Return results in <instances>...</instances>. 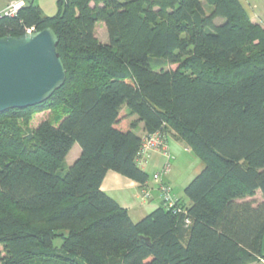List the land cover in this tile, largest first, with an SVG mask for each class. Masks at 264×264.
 Wrapping results in <instances>:
<instances>
[{
    "label": "trees",
    "instance_id": "trees-1",
    "mask_svg": "<svg viewBox=\"0 0 264 264\" xmlns=\"http://www.w3.org/2000/svg\"><path fill=\"white\" fill-rule=\"evenodd\" d=\"M48 28L64 86L0 113V264H264V26L240 0H58L54 16L26 0L0 17V38ZM170 135L205 167L188 201L164 175L175 207L159 191L160 207L135 223L103 182L115 172L149 191L158 172L138 156Z\"/></svg>",
    "mask_w": 264,
    "mask_h": 264
},
{
    "label": "water",
    "instance_id": "water-1",
    "mask_svg": "<svg viewBox=\"0 0 264 264\" xmlns=\"http://www.w3.org/2000/svg\"><path fill=\"white\" fill-rule=\"evenodd\" d=\"M58 44L51 28L0 38V113L40 105L64 86Z\"/></svg>",
    "mask_w": 264,
    "mask_h": 264
},
{
    "label": "rangeland",
    "instance_id": "rangeland-1",
    "mask_svg": "<svg viewBox=\"0 0 264 264\" xmlns=\"http://www.w3.org/2000/svg\"><path fill=\"white\" fill-rule=\"evenodd\" d=\"M240 1L243 4L246 11L248 12V14L251 16L252 21L256 23H260L261 25L264 26V0H240ZM96 33L101 43L106 44L109 42L108 32H107V29L104 23H98L97 28H96ZM154 65L157 69L164 68L166 70L167 69L175 70L177 68V66H172L163 60L155 61ZM50 117L51 115L49 112L36 114L31 120L26 130L28 132H31L37 129L41 123H43L45 120L49 119ZM135 119L136 118H132L133 121ZM137 132L139 133V131ZM171 137L169 140L170 146H171V148H169V151L173 156V160H171L170 162V166H171L170 172L167 175H165V178L170 181V184L174 190V193L179 198H182L183 200L188 201L185 197L184 190L203 171L205 166L202 160L193 151H191V149L186 145L185 142L181 140H177L176 138H174L175 139L174 140ZM77 151H80V154H81V147L78 144L75 145V147L69 154L66 160L65 166H64V172L67 171L69 167L79 157L77 155ZM154 154L155 153H152L151 156ZM162 157L165 159V164H166L167 158L164 156ZM163 166L159 167L158 171H160L163 168ZM153 174L154 173H152L151 171V177L153 176ZM152 182L154 181L152 180ZM128 191H129L128 189L126 191L124 190V196H125L124 198H126L125 193L128 195L129 198L134 197L133 196L134 193L128 192ZM152 196H154L153 198H155L154 203L150 202L151 195L148 199L144 200L142 193L140 197L141 201L136 198L132 200V202H138L137 212H139V213L136 212L137 214L133 215L132 217L133 222L137 223L144 217L148 216L151 213L152 208H154V206L158 204V197L157 196L155 197L154 193ZM256 200L258 202L262 201L261 193L257 194ZM144 202L146 203V204H143L145 206L139 207V204L144 203ZM149 204L152 207L148 206Z\"/></svg>",
    "mask_w": 264,
    "mask_h": 264
},
{
    "label": "crops",
    "instance_id": "crops-1",
    "mask_svg": "<svg viewBox=\"0 0 264 264\" xmlns=\"http://www.w3.org/2000/svg\"><path fill=\"white\" fill-rule=\"evenodd\" d=\"M15 1H19V0H0V13H2L11 3L15 2ZM27 1L28 2L32 1L36 5L40 6L41 9L43 10L44 14L47 16H54L57 12V1L58 0H27ZM137 131H139V133ZM137 131H136V133L140 137L145 136V132L143 130V124L139 125V128ZM170 137L173 139L175 138L174 135L169 136V138H168V147L169 148H171L170 142H169ZM77 155L80 156V151H77ZM162 156H163L162 154H157V153L152 155L150 158H148V161H147L145 167L143 168V170L145 172H147L150 176H151V171H152V173H155L156 171H158L159 167H162L165 164V159ZM165 181L171 186L170 181L168 179L165 178ZM147 187H148L147 189L149 190L150 195H151L150 202H152V203L155 202V198H153L154 196H152L153 193H154L155 197L156 196L158 197V204H156V206H154V208H152V210L155 211L161 205V199H160V193L158 190V186L155 182L150 181L149 184L147 185ZM127 189L129 190L128 192L134 193L133 194L134 197L129 198L128 195L125 193L126 198H124L125 197L124 196V190L126 191ZM102 190L107 195H109L111 198L116 200L123 208L128 210L131 219H132L134 214L139 213V212H137L138 202H132V200L135 198L139 199L141 201L140 197H141L142 189H141L139 184H137V183H135V182H133V181H131V180L115 173V172H109L107 174L104 182H103ZM143 204H146V203L144 202V203L139 204V207L145 206ZM148 206L152 207L150 204ZM152 210H151V213L153 212Z\"/></svg>",
    "mask_w": 264,
    "mask_h": 264
},
{
    "label": "built area",
    "instance_id": "built-area-1",
    "mask_svg": "<svg viewBox=\"0 0 264 264\" xmlns=\"http://www.w3.org/2000/svg\"><path fill=\"white\" fill-rule=\"evenodd\" d=\"M26 6V0H19L11 3L2 13H0V17L8 16L14 17L16 16L24 7ZM33 29L27 31V33H34ZM152 153L162 154L167 158V163L163 166V168L158 171L153 176V181L158 183L159 191L162 196V203L168 209H172L176 205V198L172 195L171 189L169 186H166L163 183L162 179L164 175L168 174L171 169L170 162L173 160V156L169 151L168 144L160 137L153 136L150 139L146 140L143 144L142 150L138 156L139 161H145L146 158H150ZM143 199H148L150 197L149 191H142Z\"/></svg>",
    "mask_w": 264,
    "mask_h": 264
}]
</instances>
